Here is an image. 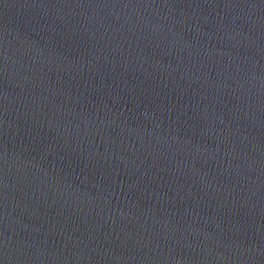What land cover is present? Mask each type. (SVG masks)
Instances as JSON below:
<instances>
[{
  "label": "water",
  "instance_id": "obj_1",
  "mask_svg": "<svg viewBox=\"0 0 264 264\" xmlns=\"http://www.w3.org/2000/svg\"><path fill=\"white\" fill-rule=\"evenodd\" d=\"M0 264H264V0H0Z\"/></svg>",
  "mask_w": 264,
  "mask_h": 264
}]
</instances>
